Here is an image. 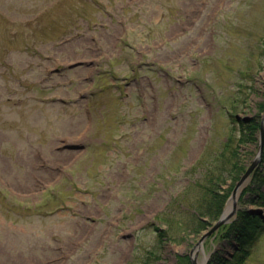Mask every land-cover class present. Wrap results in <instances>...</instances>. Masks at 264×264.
Returning <instances> with one entry per match:
<instances>
[{
	"label": "rangeland",
	"instance_id": "rangeland-1",
	"mask_svg": "<svg viewBox=\"0 0 264 264\" xmlns=\"http://www.w3.org/2000/svg\"><path fill=\"white\" fill-rule=\"evenodd\" d=\"M93 1L0 0V189L57 197L20 216L0 202V264H264L262 229L242 257L220 230L199 247L217 218L196 231L182 213L230 134L241 164L257 157L260 132L240 142L223 108L263 121L264 0ZM242 196L237 215L264 210Z\"/></svg>",
	"mask_w": 264,
	"mask_h": 264
},
{
	"label": "trees",
	"instance_id": "trees-1",
	"mask_svg": "<svg viewBox=\"0 0 264 264\" xmlns=\"http://www.w3.org/2000/svg\"><path fill=\"white\" fill-rule=\"evenodd\" d=\"M258 129L259 123L256 121H253L250 124L242 123L240 129L241 141H254L255 134ZM239 155V150L234 145L232 134H230L228 140L223 143L218 152L214 153L210 157L204 156V176L196 180L195 184H193V195L188 203L189 210L182 211V213H186L191 217L188 222L190 223L191 221L192 226L196 229V231L197 226L207 227V223L204 220H201L203 216H209L210 220H215L221 215V209L223 208L226 198L224 199L221 195L218 196L217 190H219L221 184L223 183V179H225L226 176H229L233 179V181H236L240 178L243 172H245L246 167L240 163L241 159L239 158ZM247 192L255 195L252 198L253 202L258 201V205L264 206V174H262L259 169L253 173L251 182L245 188L243 195ZM186 196L187 194L183 195L181 198H176L175 201L178 205L184 203ZM241 199H243V196ZM191 209H194L195 212ZM168 212L169 211L163 214ZM170 214H166L164 216L165 223L169 227L168 230L183 228V226L187 224H181ZM256 228L264 231V224L260 220L259 216L255 213H249L247 210H242L237 215L235 221L231 224L224 225L220 229L219 239L227 245L237 246L243 257L249 253V248L246 244L251 242L253 238L257 236L255 235ZM160 235H164V232H161ZM209 264H224L223 257L218 253H215Z\"/></svg>",
	"mask_w": 264,
	"mask_h": 264
},
{
	"label": "water",
	"instance_id": "water-1",
	"mask_svg": "<svg viewBox=\"0 0 264 264\" xmlns=\"http://www.w3.org/2000/svg\"><path fill=\"white\" fill-rule=\"evenodd\" d=\"M261 132H262V135L264 133V122L262 123V126H261ZM262 147H263V138H262V142H261V145H260V154L258 155V159H259V156L261 155V151H262ZM258 159H256L253 164L251 165V167L249 168V170L246 172V174L242 177V179L240 180V182L237 184L234 192H233V202L231 205H228L224 211V213L222 214L220 220L213 226V228H211V230L203 236L202 240L207 237L208 235L212 234L213 232H215L221 225L227 223L230 221V219L232 218V216L235 215L236 213V210H237V199H238V196H239V193H240V189L242 187V185L247 181L250 173L252 172V170L257 166L258 164ZM261 213V212H259ZM202 240L199 242V246H201V242ZM195 264V262H194Z\"/></svg>",
	"mask_w": 264,
	"mask_h": 264
}]
</instances>
